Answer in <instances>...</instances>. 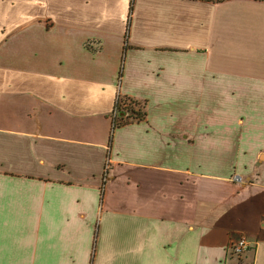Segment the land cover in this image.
I'll return each mask as SVG.
<instances>
[{
    "label": "crops",
    "instance_id": "crops-1",
    "mask_svg": "<svg viewBox=\"0 0 264 264\" xmlns=\"http://www.w3.org/2000/svg\"><path fill=\"white\" fill-rule=\"evenodd\" d=\"M0 264H264V0H0Z\"/></svg>",
    "mask_w": 264,
    "mask_h": 264
},
{
    "label": "trees",
    "instance_id": "trees-1",
    "mask_svg": "<svg viewBox=\"0 0 264 264\" xmlns=\"http://www.w3.org/2000/svg\"><path fill=\"white\" fill-rule=\"evenodd\" d=\"M121 75V71H120ZM122 103L125 108H119L117 111V116L115 117L114 120H112V131L117 128H120L124 125H127L129 123L133 122H139L142 121L146 114L145 111L143 110V105L134 102L132 100H128L127 98H122ZM111 142V135L109 139V143Z\"/></svg>",
    "mask_w": 264,
    "mask_h": 264
},
{
    "label": "built area",
    "instance_id": "built-area-1",
    "mask_svg": "<svg viewBox=\"0 0 264 264\" xmlns=\"http://www.w3.org/2000/svg\"><path fill=\"white\" fill-rule=\"evenodd\" d=\"M122 98L120 97V95H118L116 97L115 103H114V109L112 112V120L115 119V117L117 116V110L119 108H125L123 103H122ZM108 164L105 165L104 167V174H103V180L105 182L106 180V176H107V172H108ZM232 181L233 182H240L241 179L238 176H234L232 177ZM249 243L247 242V240L244 237H240L238 240L231 242L228 244L227 246V253L231 256V257H240L244 252H246L249 248Z\"/></svg>",
    "mask_w": 264,
    "mask_h": 264
}]
</instances>
